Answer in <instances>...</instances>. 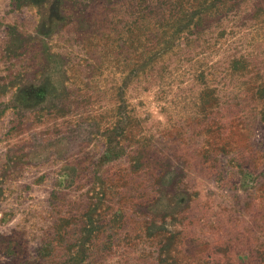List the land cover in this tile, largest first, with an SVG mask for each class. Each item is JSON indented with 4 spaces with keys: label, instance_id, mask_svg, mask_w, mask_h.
Segmentation results:
<instances>
[{
    "label": "rangeland",
    "instance_id": "1",
    "mask_svg": "<svg viewBox=\"0 0 264 264\" xmlns=\"http://www.w3.org/2000/svg\"><path fill=\"white\" fill-rule=\"evenodd\" d=\"M0 264H264V0H0Z\"/></svg>",
    "mask_w": 264,
    "mask_h": 264
}]
</instances>
